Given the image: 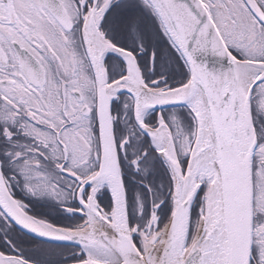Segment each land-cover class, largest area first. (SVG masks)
Segmentation results:
<instances>
[{
	"label": "snow or ice",
	"instance_id": "1",
	"mask_svg": "<svg viewBox=\"0 0 264 264\" xmlns=\"http://www.w3.org/2000/svg\"><path fill=\"white\" fill-rule=\"evenodd\" d=\"M0 264H264V0H0Z\"/></svg>",
	"mask_w": 264,
	"mask_h": 264
}]
</instances>
